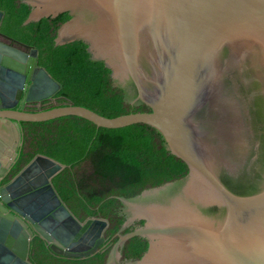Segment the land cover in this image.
I'll list each match as a JSON object with an SVG mask.
<instances>
[{"label":"water","instance_id":"95a60500","mask_svg":"<svg viewBox=\"0 0 264 264\" xmlns=\"http://www.w3.org/2000/svg\"><path fill=\"white\" fill-rule=\"evenodd\" d=\"M21 1L30 7L23 24L66 13L54 45L81 41L124 101L148 110L107 117L73 102L14 109L19 100L52 97L61 85L36 64V47L0 41V179L16 155L20 121L75 115L103 128L143 123L186 172L118 197L121 230L142 224L118 232L105 264H120L119 248L132 237L147 246L125 264H264V0ZM37 193L11 200L13 214L0 206V264H33L34 237L55 253L82 255L76 252L106 224L95 219L85 235L51 186L30 201Z\"/></svg>","mask_w":264,"mask_h":264},{"label":"flooded vegetation","instance_id":"af4514ba","mask_svg":"<svg viewBox=\"0 0 264 264\" xmlns=\"http://www.w3.org/2000/svg\"><path fill=\"white\" fill-rule=\"evenodd\" d=\"M6 3L7 0H0V12L3 14V18L0 21V41L15 45L10 40V38H13L16 41L32 45L30 42L18 39L3 30V20L5 18L4 6H6ZM14 6L15 10L21 7L20 4ZM28 9L30 10V7ZM32 46L36 47L34 45ZM39 55L40 51L38 49V57ZM38 57L36 64L42 66L38 64ZM59 84L61 85V83ZM111 88L113 89L112 93H115V87L111 86ZM60 89L61 87L52 97L41 101L26 103L19 100L14 109L38 111L56 105H65L70 102L75 104V101L70 97L59 94ZM126 106L129 111L148 110L145 106L133 107L129 104H126ZM37 123L39 122L20 121L18 122V134H12L18 135L15 141L16 155L9 154L10 165L3 178L0 179V206L4 208L2 213L13 214V210L7 204L13 199L19 200L25 197L26 194L32 192L38 193L32 195L29 200L39 201L41 198L40 195L47 193L49 186H51L60 203L79 222V231L86 232L85 235H87V230H90L89 226L95 219H105L106 224L100 230L99 237L95 239L94 243L91 245L88 244L92 237L90 236L88 241L84 243L85 245L88 244L89 247L76 252L82 253V255L74 257L55 253L44 242L34 237L30 246L33 264H105L113 244L118 239V232L126 233L142 224L141 220L134 221L121 230L125 218L124 215L120 214L122 204L118 197L133 196L143 189L150 187L149 181L142 182L147 174L143 176L140 173L142 171L141 166L133 164L128 166L126 174L120 175L122 181L117 179L115 183L103 182L99 172L103 165L98 161L103 153L102 135L108 134L102 132H68L65 134V140L63 142L65 147L61 150L57 147L58 139H55L57 136L55 132L51 129L43 131L44 127L37 125ZM87 137H90V143L86 150L83 151L81 144L84 143ZM151 137L153 147L159 150V154L163 159L162 162H164V159L171 154L166 150L163 151L164 140L162 136L154 132ZM81 150L85 157L80 162L69 163L72 160V153L75 154L74 156H77ZM57 156L62 157L64 160H61ZM172 159L174 163L179 161L175 157ZM47 160H53L58 163L60 168L56 171L52 170L53 166ZM33 161H36L35 166L31 170L25 171ZM185 172L186 167L181 172L172 173L171 178L179 177ZM19 176L21 180L14 187L8 188ZM162 178L163 176L159 179ZM27 189L30 190L25 192ZM47 198L48 200L50 199V197ZM88 222L89 225L85 227ZM137 242L146 243L141 238L132 237L126 240L119 248L120 264H125L123 263L125 259L135 258V256H132L131 250L135 248ZM130 246L132 249H130ZM143 251H141V254ZM69 252L72 253V251Z\"/></svg>","mask_w":264,"mask_h":264},{"label":"trees","instance_id":"16d2710c","mask_svg":"<svg viewBox=\"0 0 264 264\" xmlns=\"http://www.w3.org/2000/svg\"><path fill=\"white\" fill-rule=\"evenodd\" d=\"M16 4L21 5L18 10L14 8ZM28 7L20 0H7L4 6L3 30L9 35L30 42L39 49L38 64L61 83L59 94L70 97L75 104L88 106L107 117L130 112L122 91L115 88L116 92L112 93L109 70L102 62L89 60L86 47L81 41L54 45L56 31L68 15L62 13L53 18L46 17L23 24L30 11ZM37 125L43 126V131L51 129L55 132L57 135L55 139H58L57 147L61 150L65 147L63 142L68 132L108 134L102 135L103 153L98 161L103 165L99 171L103 182L115 183L117 179L122 181L120 175L126 174L128 166L133 164L141 166L140 173L143 176L147 174L142 182L149 181L150 186L172 179V173L181 172L185 168V165L179 161L176 162L177 164L174 163L172 155H168L162 162L159 150L153 147L151 135L155 131L143 123L112 129L97 127L84 118L68 115L39 122ZM89 138L87 137L81 144L83 151L90 143ZM82 150L77 156L72 153V160L69 163L80 162L85 157ZM59 158L64 160L62 157ZM161 176L163 178L159 179ZM145 248L146 243L142 242H137L134 249L130 246L132 256L138 257Z\"/></svg>","mask_w":264,"mask_h":264}]
</instances>
